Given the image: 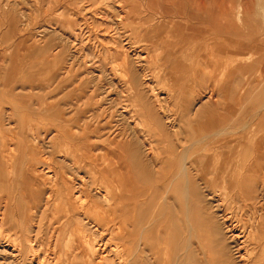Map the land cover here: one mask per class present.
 Instances as JSON below:
<instances>
[{
    "label": "rangeland",
    "instance_id": "1",
    "mask_svg": "<svg viewBox=\"0 0 264 264\" xmlns=\"http://www.w3.org/2000/svg\"><path fill=\"white\" fill-rule=\"evenodd\" d=\"M258 12L259 14H257ZM150 16H153L152 20ZM190 17L195 18V20H191ZM143 19L147 21L144 32L140 28V22ZM123 20L125 21L123 22ZM185 22L191 26L183 28V30L180 29L179 25ZM225 24L228 25L225 27ZM130 26L132 28H129ZM160 27L162 29H159ZM44 31L46 33L47 31L55 32L58 35L50 36L51 33L49 32L44 35ZM64 37L68 39V44L73 45L76 41L74 45L77 44L78 46L68 45L65 43ZM60 41H64V43L62 44ZM122 46L128 50L127 53L132 60L133 57L137 59V62L141 60L139 63L141 68L137 64L134 65V68H140L143 80L147 78L146 80L150 81V91L146 89V85L143 86L144 82H140L137 71L128 72L123 66L121 54L124 49ZM187 48L190 49L187 50ZM261 48L264 49V0H0V176H2L0 177V219L2 218V221L0 220V264H99L98 257H89L86 254V249H84L87 243L86 236L92 234L86 221L89 217L94 216L100 223V233L105 236L108 235L104 232V228H107L109 234L118 228L117 225L111 224L109 227L107 222H103L94 214V211L90 210L91 207H100L96 201H102L104 204L102 199L105 197L114 201L113 205L108 203L109 210L117 211L113 219H111L110 214L109 216L106 214L107 219H116V222L119 223L125 222L126 230H128L125 233H131L130 238L127 239L126 255L121 258V261L115 260V264L117 262L118 264H131L134 261L131 252L134 243L136 244L139 230L137 223L139 212L136 206L138 192L147 193L148 208L145 212L148 217L154 214L159 218V223L162 224L161 226L155 224L156 232H165V228L170 229L168 221L171 216L175 217L179 211L181 212L180 209L182 212L179 213V216L185 217L183 209L188 204H185L187 201L184 198H180L179 193L184 192L186 180L182 178L183 175L180 173L182 158L177 157L179 153L183 150L190 151L189 154L186 153V159H184L186 163L190 164L197 154L196 151L205 149V147L211 148L223 142H230L237 146L240 141H243L245 147H250L251 144L253 146L255 142L263 139L261 135L264 134V123H262L264 122V109H262L264 108V88L261 87L264 85V73H262L261 67L264 66V51L253 50H261ZM31 49L33 52L30 55ZM243 50L244 52H241ZM223 51V56L218 55ZM86 52L87 57H85ZM253 52L255 53L253 54ZM41 57L44 59L40 60ZM77 58L78 60H76ZM217 58L219 59L215 62ZM90 59L91 61H89ZM209 59L213 60L211 64ZM218 62L222 67L217 64ZM46 63H49L48 67L47 65L43 66ZM208 67L210 69H207ZM225 67L230 70L228 72L229 79L226 82L231 80L234 82L231 84L233 86L231 94L233 102L230 105L232 111L228 113V120L230 119V121L227 123L233 124L237 128L233 129L234 132L233 130L229 131V135L228 133L224 134L225 136L214 134L213 137V134L207 132H216L213 122L220 113L211 108V103L217 97L213 88L219 84L212 83V86L207 88L206 85L209 82L207 83L206 78L215 72L214 68L223 69ZM42 69H47V71ZM122 72L126 73L123 74ZM108 74L110 75L108 76ZM255 77L256 79H254ZM241 79L242 81L238 82ZM94 84L96 87H93ZM130 86H132L131 91ZM152 87L155 89V93L158 92L160 99L155 98L156 95H154ZM100 88L103 89L100 90ZM124 90L128 92L125 95ZM220 90L221 88H218V93ZM192 91L194 92L192 93ZM227 92L230 95V89H227ZM183 93L184 95H182ZM209 93H212L213 99H210ZM100 95L105 96L102 98ZM156 99L163 102L167 117L171 118L170 120L176 128L178 127L175 130L172 129V134H169L164 128L161 123L162 120L157 119L162 110L160 111L157 107L158 101ZM238 99L242 100L239 101ZM128 102L129 104H127ZM205 104L209 108L200 111V108ZM53 106L55 107L53 108ZM127 106L130 110L126 108L124 111L123 108L125 109ZM238 110L240 111L238 112ZM256 112H259V115ZM184 115L189 116L186 120L191 124L190 131L188 130L190 134H183L180 131V123L185 120L183 119ZM236 116L238 119L235 118ZM197 122L199 125L196 124ZM243 122L245 123L243 124ZM86 123L92 125L86 128ZM134 125L135 128H133ZM243 125L247 127H243ZM253 127H255L254 131L251 130ZM196 128L198 129L196 130ZM235 131L238 133L236 134ZM132 132H136L137 135L132 134ZM203 133L207 134L204 135ZM134 135L137 136L139 142ZM195 137H197V141ZM203 138L206 140L208 138V140L205 142ZM202 139L204 143H202ZM2 144L6 146L3 147ZM191 145L194 146L191 148ZM138 146H140L141 151L134 152V148L138 149ZM149 147L161 155L160 159L163 163L169 158L170 153L175 154L178 164L176 167L174 166V171L180 175L179 180L174 179L172 182L168 178L172 172L169 164L163 168L161 173H158L159 167H155L157 162L152 161V159L157 158L156 155L146 156ZM168 149H172L171 152ZM141 156L143 157L142 160ZM201 156L206 158L208 154L201 151ZM148 161L152 162L150 164L154 168L150 166ZM197 170H200L201 173L204 172L202 167L191 168L190 172L191 177H194L195 185L198 186ZM32 171L35 173L36 179ZM113 172L118 177L112 178L110 174ZM172 173L173 176H176L174 172ZM79 178L82 181H79ZM108 181L118 185L119 192L118 190L107 191ZM66 182L69 183L71 193L67 189L69 186L66 188ZM42 184L45 186H41ZM43 188L45 190H41ZM36 191L38 192L37 195ZM74 192H77L79 196L76 205L68 200L69 194L72 195ZM97 192L102 194L97 195ZM165 196L169 197V203ZM164 198L167 202L163 200ZM165 211L167 214L164 216ZM156 212L157 214H155ZM80 213H83V216ZM71 225H73V229ZM68 228L71 232L68 231ZM182 230L184 231V228ZM183 231H173V238L177 242L182 239ZM125 233L123 234L125 235ZM178 233L180 234L178 235ZM90 236H88L89 240ZM67 237L68 239H66ZM79 237L81 238L79 239ZM59 242L60 245H63H58ZM113 246L109 248L115 250ZM120 251L122 250L120 249Z\"/></svg>",
    "mask_w": 264,
    "mask_h": 264
},
{
    "label": "bare ground",
    "instance_id": "2",
    "mask_svg": "<svg viewBox=\"0 0 264 264\" xmlns=\"http://www.w3.org/2000/svg\"><path fill=\"white\" fill-rule=\"evenodd\" d=\"M202 1V0H201ZM187 4V3H186ZM185 4V5H186ZM16 5V4H14ZM5 6V5H4ZM10 6V5H9ZM6 7V6H5ZM257 8V7H256ZM6 9V8H5ZM133 9V8H132ZM189 9V8H188ZM201 9V8H200ZM259 9V8H258ZM182 10V9H181ZM12 11V10H11ZM134 11V10H133ZM132 11V12H133ZM183 11V10H182ZM181 11V12H182ZM122 12V11H121ZM156 12V11H155ZM205 12V11H204ZM261 12V11H260ZM128 13V12H127ZM135 13V11H134ZM232 13V12H231ZM122 14V13H121ZM259 14V12L257 13ZM244 15V14H242ZM130 16V15H129ZM183 16V15H182ZM231 16V15H230ZM238 16V15H237ZM236 16V17H237ZM261 16V15H260ZM24 17V16H23ZM27 17V16H26ZM106 17V16H105ZM131 17V16H130ZM151 20L153 19V16H150ZM164 17V16H163ZM200 17V16H199ZM229 17V16H228ZM248 17V16H247ZM191 18V17H190ZM189 18V19H190ZM260 18V17H258ZM28 19V18H27ZM180 19V18H179ZM188 19V18H187ZM236 19V18H235ZM164 20V19H163ZM177 20V19H176ZM182 20V19H181ZM191 20H195V18H191ZM210 20V19H209ZM223 20V19H222ZM30 21V20H29ZM118 21V20H117ZM125 20H123L124 22ZM186 21V20H185ZM237 21V20H235ZM147 21L146 20H142L140 22V28L141 30L144 32L146 30V26L145 23ZM244 22V21H243ZM252 22V21H251ZM71 23V22H70ZM136 23V22H135ZM193 23V22H192ZM210 23V22H209ZM220 23V22H219ZM245 23V22H244ZM253 23V22H252ZM250 23V24H252ZM27 24V23H26ZM114 24V23H111ZM117 24V23H116ZM208 24V22H207ZM21 25H23L21 23ZM25 25V24H24ZM71 25V24H70ZM228 24H225V27ZM113 27H115L114 25H112ZM119 26V25H118ZM137 26V25H136ZM139 26V25H138ZM180 29L183 30V28H187L189 25L188 22L185 23H181L180 25ZM218 26V25H217ZM254 26V25H253ZM252 26V27H253ZM72 27V26H71ZM82 27V26H80ZM206 27V26H205ZM214 27V26H213ZM221 27V26H220ZM219 27V28H220ZM224 27V26H223ZM230 29L231 26L229 25ZM241 27V26H240ZM258 27V26H257ZM128 28V27H127ZM129 28H132V26H130ZM135 28V27H134ZM137 28V27H136ZM211 28V27H210ZM209 28V29H210ZM242 28V27H241ZM254 28V27H253ZM117 29V28H116ZM159 29H162V27H160ZM208 29V28H207ZM212 29V28H211ZM44 30V29H43ZM47 30V29H46ZM84 30V29H83ZM121 30V29H120ZM132 31V29H130ZM215 30V29H214ZM242 30V29H241ZM77 31V30H76ZM79 31V30H78ZM80 31H82L80 29ZM117 31V30H116ZM125 31V30H124ZM123 31V33H124ZM139 31V30H138ZM254 31V30H253ZM252 31V32H253ZM49 31H47L48 33ZM229 32V31H227ZM44 35H46V31H44ZM51 33L50 36H57L58 34H56L55 32H49ZM138 33V32H137ZM239 33V32H238ZM112 34V33H111ZM256 34V33H255ZM119 35V34H118ZM117 35V36H118ZM62 36V35H61ZM79 36V35H77ZM126 36V35H125ZM132 36V35H131ZM164 36V35H163ZM199 36V35H198ZM214 36V35H213ZM75 37V36H74ZM80 37V36H79ZM123 37V36H122ZM224 37V36H223ZM58 38V37H57ZM62 39V37H60ZM196 38V37H195ZM221 38V37H220ZM254 38V37H253ZM65 39V37H64ZM75 39V38H74ZM90 39V38H89ZM109 39V38H108ZM117 39V38H116ZM120 39V38H119ZM126 39V38H125ZM129 39V38H128ZM226 39V38H225ZM234 39V38H233ZM28 40V38H27ZM67 43L68 39H65ZM64 40V41H65ZM73 40V39H72ZM80 40V39H79ZM87 40V39H86ZM110 40V39H109ZM124 40V39H123ZM130 40V39H129ZM193 40V39H192ZM191 40V41H192ZM204 40V39H203ZM212 40V39H209ZM208 40V42H209ZM230 40V39H229ZM33 41V39H32ZM61 42L62 44L64 43ZM75 41V40H74ZM91 41V40H90ZM119 41V40H118ZM127 41V40H126ZM197 41V40H196ZM218 41V40H217ZM231 41V40H230ZM23 42V41H22ZM59 42V41H58ZM106 42V41H105ZM123 42V41H122ZM128 42V41H127ZM127 42H124L125 44ZM202 42V41H201ZM225 43L227 41H224ZM241 42V41H240ZM25 43L27 44V41L25 40ZM70 43V42H69ZM76 43V41H75ZM74 43V44H75ZM89 43V42H88ZM200 43V42H199ZM233 44V42H231ZM248 43V42H247ZM23 44V43H22ZM68 44V43H67ZM66 44V45H67ZM73 44V45H74ZM124 44V45H125ZM131 44V43H130ZM129 44V45H130ZM208 44V43H206ZM216 44V43H215ZM258 44V43H257ZM32 45V44H31ZM65 45V44H64ZM71 45V44H68ZM71 45V46H73ZM224 45V44H223ZM228 45V44H227ZM250 45V44H248ZM255 45V43H254ZM27 46V45H26ZM26 46H24L26 48ZM61 46V45H60ZM76 46H78L76 44ZM75 45L73 47H76ZM86 46V45H85ZM115 46V45H114ZM158 46V45H156ZM197 46V45H196ZM245 46V45H244ZM243 46V47H244ZM32 47V46H31ZM30 47V48H31ZM68 47V46H67ZM87 47V46H86ZM163 47V46H162ZM225 47V46H224ZM242 47V46H241ZM239 47V48H241ZM255 47V46H254ZM257 47V46H256ZM40 48V47H38ZM45 48V47H44ZM52 48V47H51ZM83 48V47H82ZM122 48L124 49L123 53L121 54L123 57L122 58V64L123 66L126 68V70H128V72L134 73L137 71L138 76H140V82H144L143 86L146 85V89H148L149 91L151 90V84L149 83L150 81L144 79L142 77V73L140 70V65L139 63H141L139 60V62H137V59L135 57H133V60L131 59V56L127 53V49L122 46ZM132 48V47H131ZM151 48V47H150ZM157 48V47H156ZM258 48V47H257ZM34 49V48H33ZM37 49V48H36ZM35 49V51H36ZM43 49V48H42ZM49 49V48H48ZM53 49V48H52ZM51 49V50H52ZM79 49V47H78ZM107 49V48H106ZM130 49V48H129ZM139 49V48H138ZM190 48H187V50ZM200 49V48H199ZM202 49V48H201ZM210 49V48H209ZM242 49V48H241ZM244 49V48H243ZM248 49V48H247ZM30 50V49H29ZM32 50V49H31ZM68 50V49H67ZM74 50V49H73ZM80 50V49H79ZM84 50V49H83ZM133 50V49H132ZM154 50V49H153ZM205 50V49H204ZM208 50V49H207ZM255 51L258 52H262L264 51V49L261 48V50L258 49H253ZM40 51V50H39ZM60 51V50H59ZM102 51V50H101ZM109 51V50H108ZM114 51V50H112ZM135 51V50H133ZM133 51H131V53H134ZM139 51V50H138ZM194 51V50H192ZM220 51V50H219ZM235 51V50H234ZM249 51V49H248ZM252 51V50H251ZM250 51V52H251ZM33 52V50L30 53ZM44 50L41 52V55L43 54ZM52 52V51H51ZM50 52V53H51ZM69 52V50L67 51ZM137 52V50H136ZM241 52H244L241 51ZM57 53V51H56ZM97 53H98V48H97ZM141 53V52H140ZM144 53V52H143ZM149 53V52H148ZM152 53V52H151ZM149 53V54H151ZM255 52H253L254 54ZM96 54V53H95ZM148 54V55H149ZM153 54V53H152ZM191 54V53H190ZM197 54V53H196ZM224 51L220 52V56H223ZM241 54V53H240ZM245 54V53H244ZM38 55V54H37ZM40 55V54H39ZM46 55V54H45ZM44 55V57H45ZM49 55V54H48ZM67 55V54H66ZM76 55V54H75ZM72 55V56H75ZM78 55V54H77ZM101 55V54H100ZM105 55V53H104ZM138 55V53H137ZM146 55V54H145ZM147 55V56H148ZM203 55V54H202ZM211 55V54H210ZM36 56V55H34ZM79 56V55H78ZM91 56V55H90ZM102 56V55H101ZM146 56V57H147ZM150 56V55H149ZM195 56V55H193ZM217 56V55H215ZM257 56V55H256ZM262 56V55H261ZM37 57V56H36ZM85 57H87V52L85 54ZM202 57V56H201ZM200 57V59H201ZM38 58V57H37ZM47 58V57H45ZM58 58V57H57ZM64 58V57H63ZM82 58V56H81ZM80 58V59H81ZM93 58H95L93 56ZM111 58V57H110ZM140 58V57H139ZM143 58V56H142ZM247 58V57H246ZM44 58L41 57L40 60H43ZM48 59V58H47ZM51 59V58H50ZM70 59V58H69ZM68 59V60H69ZM145 59V58H144ZM199 59V58H198ZM197 59V60H198ZM205 59V58H204ZM219 58H217L215 60V62L218 60ZM222 59V58H221ZM258 59V58H257ZM36 60V58H35ZM72 60V59H70ZM78 60V58L76 59ZM99 60V59H98ZM157 60V59H156ZM208 60V59H207ZM91 61V59L89 60ZM134 61V63H133ZM155 61V60H154ZM213 60L209 59V63L211 64ZM37 62V61H36ZM42 62V61H41ZM61 62V61H60ZM93 63V62H92ZM197 63V62H196ZM208 63V62H207ZM222 63V62H221ZM243 63V62H241ZM247 63V62H246ZM34 64L36 65V63L34 62ZM34 64H32L33 66H35ZM49 64V63H48ZM47 63L43 64L47 65V67L49 66ZM52 64V63H51ZM98 64V63H96ZM112 64V62H111ZM115 64V63H113ZM139 65L138 67H140L139 69H135L134 65ZM219 64V62L217 63ZM249 64V63H247ZM57 65V63H56ZM144 65V64H143ZM197 65V64H196ZM205 65V64H204ZM213 65V64H212ZM220 65V64H219ZM229 65V64H228ZM246 65V64H245ZM31 66V65H30ZM70 66V65H69ZM86 66V65H85ZM91 66V64H90ZM114 66V65H113ZM118 66V65H117ZM120 66V65H119ZM122 66V65H121ZM199 66V65H198ZM208 66V65H207ZM221 66V65H220ZM62 67V66H60ZM59 67V68H60ZM136 67V66H135ZM137 67V68H138ZM222 67V66H221ZM235 67V65H234ZM246 67V66H244ZM40 68V67H39ZM74 68V67H73ZM114 68V67H113ZM119 68V67H117ZM220 68V67H219ZM236 68V67H235ZM69 69V68H68ZM122 69V68H121ZM144 69V68H143ZM207 69H210L209 67ZM260 69V68H259ZM42 70H46L47 69H42ZM56 70V68H55ZM114 70H116L114 68ZM145 70V69H144ZM212 70V69H211ZM51 71V70H50ZM68 71V70H67ZM104 70H102V73ZM118 71V69H117ZM116 71V72H117ZM120 71V70H119ZM200 71V70H199ZM215 72H212L213 74L208 75L207 79V88L212 86V83H216V84H220L221 82H223L221 84V87H219V85L216 88H213L215 90V94H217V97L215 99V101L213 103H211L212 105V109L214 111L219 112L220 114H218L215 117V122L214 123V127H215V131L216 132H207L208 134H213V137L215 136L214 134H218V135H226V133H228L229 131L236 129L235 126L229 125L227 123V121L229 122L230 119L228 120V113H230V111H232V108L230 105H232L233 102V96L231 95L233 92V86L231 84H233L234 82L230 81V82H226V80H228V76L230 70L228 67L225 68H221V69H215ZM261 71L262 73H264V66L261 67ZM75 72V71H73ZM114 72V71H113ZM148 72V71H147ZM203 72V71H202ZM239 72V71H238ZM50 73V72H49ZM107 73H109L107 71ZM105 73V75L107 74ZM119 73V72H117ZM121 73V71H120ZM119 73V74H120ZM123 74L126 72H122ZM146 73V72H145ZM152 73V72H151ZM233 73V72H232ZM89 74V73H88ZM234 74H235V70H234ZM237 74V73H236ZM51 75V74H50ZM110 74H108L109 76ZM136 75V74H135ZM249 75V74H248ZM52 76V75H51ZM54 76V75H53ZM89 76V75H88ZM107 76V75H106ZM123 76V75H122ZM137 76V75H136ZM146 77V75H144ZM203 76V75H202ZM201 76V77H202ZM68 77V76H67ZM74 77V76H73ZM200 77V78H201ZM204 77V76H203ZM224 77V79H222ZM254 77V76H253ZM51 78V77H50ZM106 78V77H104ZM127 78V77H126ZM240 78V77H239ZM249 78V77H248ZM125 79V77H124ZM149 79V77H148ZM205 79V78H204ZM203 79V80H204ZM230 79H231V75H230ZM252 79V78H251ZM250 79V80H251ZM256 79V77L254 78ZM51 80V79H50ZM202 80V81H203ZM63 81V80H62ZM68 81V80H67ZM136 81V80H135ZM206 81V80H205ZM242 79L238 82H241ZM255 81V80H254ZM64 82V81H63ZM86 82V81H85ZM226 82V83H225ZM257 82V81H256ZM92 83V82H91ZM236 83V81H235ZM254 83V82H253ZM64 84V83H63ZM127 84V83H126ZM205 84V82H204ZM215 84V85H216ZM248 84V83H247ZM255 84V83H254ZM6 85V84H5ZM62 85V84H61ZM186 85V84H185ZM246 85V83H245ZM4 86V85H3ZM20 86V85H19ZM60 86V85H59ZM69 86V85H68ZM96 87V84L93 85V87ZM190 87V85H187ZM205 86V85H204ZM205 86V87H206ZM249 86V85H248ZM17 87V85H16ZM15 87V88H16ZM25 87V86H24ZM33 87V86H32ZM154 87V86H153ZM152 87V88H153ZM188 87V88H189ZM244 87V86H243ZM242 87V90H243ZM57 88V87H56ZM59 88V87H58ZM68 88V87H67ZM114 88V87H113ZM145 88V87H144ZM197 88V87H196ZM218 88H221V90L218 93ZM256 88V87H255ZM262 89L264 88V85H262L261 87ZM9 89V87H8ZM63 89V88H62ZM103 88H100V90ZM116 89V88H115ZM145 89V90H146ZM212 89V90H213ZM227 89H230V95H228ZM6 90V89H5ZM55 90V89H54ZM66 90V89H65ZM64 90V91H65ZM99 90V89H98ZM111 90V88H110ZM114 89H112L113 91ZM117 90V89H116ZM132 90V86H130V91ZM134 90V88H133ZM185 90V89H184ZM188 90V89H187ZM252 90V89H251ZM12 91V90H11ZM10 91V92H11ZM15 91V90H14ZM57 91V90H56ZM109 91V90H108ZM122 91V90H120ZM125 91V90H124ZM153 93H155V89L153 88ZM196 91V90H194ZM192 91V93L194 92ZM206 91V88H205ZM104 92V91H103ZM111 92V91H109ZM114 92V91H113ZM117 92V91H116ZM191 92V89H190ZM204 92V91H203ZM208 92V91H207ZM242 92V91H241ZM246 92V91H245ZM252 92V91H251ZM257 92V91H256ZM62 93V92H61ZM69 93V92H68ZM105 93V92H104ZM102 93V94H104ZM108 93V92H107ZM106 93V94H107ZM119 93V92H118ZM123 93V92H122ZM128 92H124V95L127 94ZM198 93V92H197ZM63 94V93H62ZM151 94V92H150ZM172 94V93H171ZM178 94V93H177ZM188 94V93H187ZM200 94V93H199ZM204 94V93H201ZM210 94V93H209ZM212 94V93H211ZM210 96V99L213 97ZM239 94V93H238ZM237 94V95H238ZM111 95V94H110ZM115 95H117L115 93ZM122 95V94H121ZM154 95L155 98H158V92L155 93ZM184 95V93L182 94ZM207 95V94H206ZM245 95V94H244ZM243 95V96H244ZM60 96V95H59ZM82 96V95H81ZM101 96V95H100ZM105 96V95H103ZM103 96H101L103 98ZM119 96V95H118ZM117 96V97H118ZM164 96V95H163ZM186 96V95H185ZM57 97V96H56ZM84 97V96H83ZM116 97V98H117ZM129 97V96H128ZM167 97V96H166ZM199 97H201V95H199ZM208 97V96H207ZM106 98V97H104ZM113 98V97H112ZM126 98V97H125ZM137 98V97H136ZM134 98V99H136ZM154 98V99H155ZM161 98V97H160ZM158 98V99H160ZM237 98V97H236ZM235 98V99H236ZM243 99V97H241ZM246 98V96H245ZM139 99V98H138ZM156 99L157 102V107H159V110L162 112L160 113L159 117L157 119L160 118V120H162V125L164 126V128L167 129L169 134H172L173 131L172 129H178V127L176 128L175 124L172 122V120H170L171 118L167 117V113L164 111V107H163V102L161 100ZM201 99V98H200ZM209 99V100H210ZM241 99V100H242ZM64 100V99H63ZM83 100V99H82ZM114 100V99H113ZM128 100V99H127ZM140 100V99H139ZM168 100V99H167ZM239 101H241L240 99H238ZM100 101V100H99ZM98 101V102H99ZM122 101V100H121ZM120 101V102H121ZM141 101V100H140ZM206 101V100H205ZM109 102V101H107ZM111 102V100H110ZM172 102V100H171ZM207 102V101H206ZM236 102V101H235ZM16 103V102H15ZM18 103V102H17ZM112 103V102H111ZM165 103V101H164ZM198 103V102H197ZM237 103V102H236ZM248 103V102H247ZM72 104V103H71ZM75 104V103H74ZM124 103H122L123 105ZM129 104V102L127 103ZM168 104V103H167ZM170 104V103H169ZM168 104V105H169ZM173 104V103H172ZM179 104V103H178ZM182 104V103H181ZM18 105V104H17ZM57 104H55L56 106ZM115 105V103H114ZM167 105V107H168ZM183 105V104H182ZM186 105V104H185ZM208 105V104H207ZM53 106V108L55 107ZM113 106V105H112ZM121 106V105H120ZM125 106V105H123ZM19 107V106H18ZM57 107V106H56ZM75 107V106H74ZM199 107V106H198ZM26 108V107H25ZM114 108V106H113ZM116 108H118L116 106ZM123 108V107H122ZM127 107H125V109L123 108V110L125 111ZM209 107L206 106V104L200 108V111H203L205 109H208ZM240 108V107H238ZM262 108V107H261ZM260 108V109H261ZM73 109V108H72ZM92 109V108H91ZM100 109V108H99ZM112 109V108H111ZM130 110V108H128ZM136 109V108H134ZM133 109V110H134ZM237 109V108H236ZM242 109V108H241ZM259 109V110H260ZM264 109V108H262ZM13 110V109H12ZM84 110V109H83ZM115 110V109H113ZM128 110V111H129ZM170 110V109H169ZM168 110V111H169ZM182 110V108H181ZM64 111V110H63ZM86 111V109H85ZM127 111V113H129ZM167 111V110H166ZM171 111V110H170ZM186 111V110H185ZM240 110H238L239 112ZM263 111V110H261ZM13 112V111H12ZM19 112V111H18ZM66 112V111H65ZM82 112V110H81ZM84 112V111H83ZM91 112V111H90ZM116 112V111H115ZM241 112H243L241 110ZM79 113V112H78ZM92 113V112H91ZM112 113V112H111ZM125 113V112H124ZM132 113H135L132 111ZM187 113V112H186ZM185 113V114H186ZM196 113V112H195ZM225 113V114H223ZM257 113V112H256ZM259 113V112H258ZM257 113V115H259ZM65 114V113H64ZM119 114V113H118ZM121 114V113H120ZM172 114V112H171ZM243 114V113H242ZM3 115V114H2ZM61 115V114H60ZM59 115V116H60ZM66 115V114H65ZM80 115V114H79ZM207 115V114H206ZM211 115V114H210ZM238 116L240 114H237ZM254 115V114H253ZM256 115V114H255ZM12 116V115H11ZM58 116V117H59ZM84 116V115H83ZM123 116V115H122ZM169 116V115H168ZM176 116V115H175ZM194 116V115H193ZM230 116V115H229ZM238 116H236L235 118H237ZM252 116V115H251ZM57 117V118H58ZM62 118V116H60ZM189 117L188 115L183 117V119L186 120V118ZM207 117V116H206ZM232 117V116H231ZM229 117V118H231ZM257 117V116H256ZM83 118V117H82ZM92 118V117H91ZM119 118V117H118ZM117 118V119H118ZM123 118V117H122ZM121 118V119H122ZM128 118V117H127ZM131 118V116H130ZM129 118V121H130ZM209 118V117H207ZM244 118V117H242ZM246 118V117H245ZM248 118V117H247ZM250 118V117H249ZM120 119V121H121ZM124 119V118H123ZM122 119V120H123ZM133 119V118H132ZM139 119V118H138ZM137 119V122H139ZM212 119V118H211ZM238 119V118H237ZM258 119V118H257ZM62 120V119H61ZM72 120V119H71ZM86 120V119H85ZM175 120V119H174ZM182 120V122L180 123V131H182L183 134L189 133L190 131V126L191 124L189 123V121L187 122V120ZM246 120V119H244ZM243 120V121H244ZM256 120V119H255ZM261 120V119H260ZM65 121V120H64ZM124 121V120H123ZM208 121V120H207ZM213 121V120H212ZM252 121V120H251ZM63 122V121H62ZM204 122V121H203ZM209 122V121H208ZM246 122V121H245ZM243 122V124L245 123ZM253 122V121H252ZM255 122V121H254ZM211 123V122H209ZM247 123V122H246ZM264 123V122H262ZM133 124V123H132ZM196 124L199 125V122H197ZM204 125L206 124L203 123ZM208 124V123H207ZM242 124V123H241ZM260 124V123H259ZM92 125V124H91ZM90 123H86V128H89ZM202 125V124H201ZM203 125V127H204ZM210 125V124H209ZM211 125V126H212ZM237 125V124H235ZM247 125V124H246ZM249 125V123H248ZM71 126V125H70ZM94 126V125H93ZM194 126V125H193ZM197 126V125H196ZM207 126V125H206ZM205 126V127H206ZM210 126V127H211ZM245 125H243L244 127ZM260 126V125H258ZM120 127V126H119ZM209 127V126H208ZM207 127V128H208ZM247 127V126H245ZM135 128V125L134 127ZM141 128V127H140ZM249 128V127H248ZM261 128V126L259 127ZM68 129V128H67ZM77 129V128H76ZM130 129V128H129ZM139 129V128H138ZM198 128H196L197 130ZM206 129V128H205ZM241 129V128H239ZM238 129V131H239ZM244 129V128H242ZM246 129V128H245ZM255 127H253L251 130L254 131ZM64 130H66L64 128ZM91 130V129H90ZM96 130V129H95ZM134 130V129H133ZM170 130V131H169ZM189 130V131H188ZM121 131V130H120ZM140 131L142 132V130L140 129ZM237 131V130H236ZM235 133L237 134L238 132ZM242 131V130H241ZM245 131V130H243ZM130 132V131H129ZM140 132V133H141ZM234 132V130H233ZM240 132V131H239ZM136 135L137 133L134 132ZM132 132V134H134ZM207 133H203L204 135ZM256 133V132H255ZM86 134V133H85ZM88 134V133H87ZM116 134V133H115ZM190 134V133H189ZM233 134V133H232ZM198 135V134H197ZM224 135V136H225ZM229 135V133H228ZM244 135V134H243ZM251 135V134H250ZM62 136V135H61ZM68 136V135H67ZM207 136V135H206ZM205 136V137H206ZM211 136V135H210ZM69 137V136H68ZM135 139H137L135 136ZM144 137V136H143ZM200 137V136H199ZM209 137V136H208ZM212 137V136H211ZM250 137V136H249ZM263 137V139H261ZM139 138V137H138ZM188 138V137H187ZM197 137H195L196 140ZM210 138V137H209ZM259 138V137H258ZM261 140L259 142H255V144L253 146L250 145V147H245L243 145V141L239 142L237 144V146H235V144L233 145L230 142H223L220 143L219 145H216L214 147L211 148H206L205 149H201L200 151H196L197 154L194 156V160L192 161V163L188 164L184 161V159H186L185 155L189 154L188 152H186L185 150H183L181 153H179L177 155V157H181L182 158V162L181 163V168H180V173H182L183 177L186 180L185 186H184V192L179 193L180 198H184L187 202H185V204L187 205L185 207V209H183V211H185L184 216L185 217H180L179 213L181 212L179 211L178 214L175 215V217H172L169 219L168 221V225L170 227L169 228H165V232H161L158 231L156 232L155 229V224H158L159 226H161L162 224L159 223L158 221V217H156V215L154 216V214H151L150 217H148L146 211L147 207V203L146 201L148 200L147 198V193L144 192H138V197H137V211L139 212V215L137 216V223H138V227L139 230L137 232V240H136V244L134 243L133 246V251L131 252V256H133V262L131 264H264V134L261 135ZM92 139V138H91ZM94 139V138H93ZM145 139V137H144ZM204 139V138H203ZM202 139V140H203ZM244 139V138H243ZM134 140V139H133ZM139 142V139H137ZM141 140V139H140ZM163 140V139H162ZM205 142L208 140L204 139ZM204 140L202 141V143H204ZM258 140V139H257ZM197 141V140H196ZM220 141V140H219ZM246 141V140H245ZM137 142V141H136ZM142 142V140H141ZM140 142V144H141ZM153 142V141H152ZM151 142V144H152ZM118 143V142H117ZM135 143V142H134ZM168 143V142H167ZM252 143V142H251ZM4 144V143H3ZM3 147H5L6 145H3ZM146 144V143H145ZM189 144V143H188ZM194 144V143H193ZM198 144V143H197ZM201 144V142H200ZM213 144H215V142H213ZM212 144V146H213ZM144 145V144H143ZM89 146V145H88ZM153 146V145H151ZM169 146V145H167ZM194 145H191V148ZM143 147V146H142ZM146 147V146H145ZM186 147V145H185ZM189 147V146H188ZM93 148V147H92ZM147 148V147H146ZM88 149V148H86ZM145 149V148H144ZM185 149V148H184ZM189 149V148H188ZM141 151L140 146H138L137 148H134V152L136 151ZM143 150V149H142ZM172 149H168L169 152H171ZM181 150V149H180ZM179 150V151H180ZM187 150V149H186ZM191 150V149H190ZM148 151V155L146 154V156H151V154H153L154 156L156 155V159H152L151 157H147V158H151L152 161L157 162L155 167H159L158 173H161L163 168L165 166H167L168 164L170 165L172 172L175 173L174 171V166H177V161H176V156L175 154L172 153H168L169 154V158L166 159V162L163 163L162 160L160 159L161 155L159 153H157L153 148H150L147 150ZM146 151V152H147ZM201 151L203 153L206 152L208 154V156L206 158H204L203 156H201ZM143 152V153H146ZM85 153V152H84ZM119 153V152H117ZM121 153V152H120ZM187 153V154H186ZM86 155V154H84ZM87 156V155H86ZM108 156V155H107ZM139 156V155H138ZM145 156V157H146ZM85 157V156H84ZM142 157V156H141ZM81 158V157H80ZM193 158V157H192ZM48 159V158H47ZM78 159V158H77ZM143 159V157L141 158V160ZM188 159V157H187ZM45 160V159H44ZM76 160V159H75ZM80 160V159H79ZM112 160V159H111ZM149 160V159H148ZM178 160V159H177ZM48 161V160H47ZM74 161V160H72ZM78 161V160H77ZM150 161V160H149ZM148 161V162H149ZM181 161V159H180ZM114 162V161H113ZM116 162V161H115ZM147 162V161H145ZM49 163V162H48ZM140 163H143V161ZM152 162H149V164ZM48 165V164H47ZM155 165V163H154ZM41 166V165H40ZM44 166V165H42ZM51 166V165H50ZM94 166V165H93ZM151 166V164H150ZM70 167V166H69ZM123 167V166H122ZM153 167V166H151ZM203 168L204 172L201 173L200 170H197V183L198 186L195 185V181H194V177H191V168L193 169H197V168ZM43 168V167H41ZM56 168V166H55ZM154 168V167H153ZM42 170V169H41ZM121 170V169H120ZM153 170V169H152ZM45 171V170H44ZM52 171V170H51ZM155 171V169L153 170ZM208 173H205L207 172ZM211 171V172H210ZM49 171L47 170V173ZM66 172V171H65ZM77 172V171H76ZM102 172V171H100ZM170 173L169 175V179H171V181L173 182L174 179L179 180L181 177L178 173H175L176 176H173V173ZM45 173V172H44ZM57 173V172H56ZM67 173V172H66ZM64 173V174H66ZM129 173V172H128ZM32 174H34V177L36 179L35 173L32 171ZM59 174V173H58ZM57 174V176H58ZM70 174V172H69ZM68 174V175H69ZM48 175V174H47ZM111 177H118V175L116 173H111L110 174ZM157 175V174H156ZM45 176V175H44ZM50 176V175H49ZM54 176V175H53ZM52 176V177H53ZM77 176V175H76ZM82 176V175H81ZM123 176V175H122ZM2 177V176H0ZM55 177V176H54ZM53 177V178H54ZM80 177V176H77ZM176 177V178H175ZM52 178V180H53ZM66 178V177H65ZM73 178V177H70ZM96 178V177H95ZM125 178V177H123ZM55 179V178H54ZM87 179V178H86ZM89 179V178H88ZM159 179V178H158ZM199 179V180H198ZM51 180V181H52ZM58 180V179H57ZM79 181L81 180L80 178L78 179ZM85 180V179H84ZM83 180V181H84ZM108 180V178H107ZM116 180H118V178H116ZM149 180V179H148ZM48 181V180H47ZM50 181V182H51ZM79 181L77 182L79 185ZM82 181V180H81ZM89 181V180H88ZM34 182V181H33ZM49 182V184H50ZM53 182V181H52ZM76 182V180H75ZM85 182V181H84ZM109 184L106 186V190L110 192V190H118L119 192V187L118 185L114 184V182H110L108 181ZM32 183V182H31ZM55 183V182H54ZM63 183V182H62ZM86 183V182H85ZM84 183V184H85ZM98 183V182H97ZM129 183V181H128ZM182 183V182H181ZM184 183V182H183ZM6 184V183H5ZM36 184V183H35ZM33 184V185H35ZM41 184V183H40ZM75 184V183H73ZM82 184V185H84ZM87 184V183H86ZM99 184V183H98ZM134 184V183H133ZM8 185V184H7ZM10 185V184H9ZM12 185V184H11ZM66 188L67 186H69V183L66 182ZM81 185V184H80ZM144 185V184H143ZM183 185V184H182ZM41 186H45V184H42ZM47 186V185H46ZM51 186L54 187V185L51 184ZM57 186V185H56ZM87 186V185H85ZM127 186V185H126ZM5 187V186H4ZM9 187V186H7ZM12 187V186H11ZM10 187V188H11ZM49 187V186H48ZM58 187V186H57ZM76 187V186H75ZM136 187V185H135ZM172 187V184H171ZM24 188V187H23ZM84 188V187H83ZM86 188V187H85ZM153 188V187H152ZM176 188V187H175ZM2 189V187H1ZM54 189V188H53ZM69 193H71L70 190V186L67 188ZM90 189V188H89ZM131 189V188H129ZM149 189V188H148ZM171 189V188H170ZM169 189V191H170ZM8 190V189H7ZM41 190H45L44 188ZM58 190V189H57ZM4 191V190H3ZM22 191V190H21ZM50 191V190H49ZM56 191V189H55ZM23 192V191H22ZM41 192V191H40ZM52 192V191H51ZM49 192V193H51ZM81 192V191H80ZM79 192V193H80ZM93 192V191H92ZM95 192V191H94ZM99 192V191H98ZM97 195H101L98 194ZM178 192V191H177ZM37 191H36V195H37ZM96 193V192H95ZM93 193V194H95ZM173 193V192H172ZM176 193V192H175ZM48 194V193H47ZM56 194V193H55ZM104 194V193H103ZM8 195L10 196V193H8ZM53 195V194H51ZM58 195V193H57ZM83 195V194H82ZM81 195V197H82ZM106 195V194H105ZM120 195V194H119ZM96 197V195H94ZM104 196V195H103ZM47 197V196H46ZM45 197V198H46ZM60 197V196H59ZM70 197V198H69ZM69 201L70 203H72L73 205L77 204L78 201V193L74 192L72 195L69 194ZM102 197V196H100ZM119 198L121 196H118ZM156 197V196H154ZM166 197V196H165ZM8 198V197H7ZM43 198V197H42ZM58 198V197H57ZM83 198V197H82ZM171 198V197H170ZM61 200V197L59 198ZM85 199V198H83ZM89 199V198H88ZM93 199V198H92ZM126 199V198H125ZM166 199L168 200L169 203V197H166ZM165 198L163 199L164 201L166 200ZM52 200V199H51ZM59 200V201H60ZM86 200V199H85ZM84 200V201H85ZM100 200V199H99ZM104 201L101 203L100 201H96L100 207H91V211H94L93 213L96 214L100 219H102L103 222H107V225L110 227L111 225H117L118 228L112 233L109 234V232L104 228V232H106V235L109 236H105L102 233H100L99 228H100V223L98 222L97 219H95V217L93 218L92 216L89 217L87 219V225L88 227H90V230L92 231V234L90 236V240L89 237L86 236V244L84 249H86V254L89 255V257L93 258V257H98L99 260V264H115V260L121 261V258H124V255H126V245L128 244L127 239L130 238L131 233H125L128 230H126L127 225L125 222H116V219L114 220H108L106 217V214L110 217L111 219L115 218V214L117 213V211L114 210H109L108 208V203H111L113 205L114 201H112L110 198L106 199H102ZM166 200V202H167ZM7 201V199H6ZM90 201V200H89ZM93 201V200H92ZM126 201V200H125ZM163 201V204H164ZM173 201V200H172ZM55 202V201H53ZM171 202V201H170ZM85 203V202H84ZM94 203V202H93ZM173 203V202H172ZM6 204V203H5ZM4 204V205H5ZM182 204V203H180ZM72 205V206H73ZM96 205V204H95ZM135 205V204H134ZM184 205V204H183ZM115 206V205H114ZM133 206V205H132ZM166 206V205H165ZM45 207V205H44ZM80 207V206H78ZM110 207V206H109ZM64 208V207H63ZM90 208V206H89ZM88 208V209H89ZM159 208V207H158ZM162 208V207H160ZM176 208V206H175ZM65 209V208H64ZM63 209V210H64ZM83 209V208H82ZM86 209V210H88ZM74 210V209H73ZM80 210V209H79ZM149 210V209H148ZM152 210V209H151ZM158 210V209H157ZM82 212V211H80ZM163 212V211H162ZM167 211H165V213H163V215L165 216V214ZM169 212V211H168ZM31 213V212H30ZM58 213V212H57ZM92 213V214H93ZM129 213V212H127ZM83 216V213H80ZM157 214V212L155 213ZM65 215V214H64ZM58 216V215H57ZM67 216V215H66ZM170 216V215H169ZM76 217V216H75ZM162 217V216H161ZM57 218V217H56ZM150 218V219H148ZM2 219V218H1ZM0 219V220H1ZM63 219V218H62ZM75 219V218H74ZM164 219V218H163ZM56 220V219H55ZM54 220V221H55ZM72 220V219H71ZM78 220V219H75ZM2 221V220H1ZM58 222V221H55ZM76 222V221H75ZM79 222V221H78ZM72 224V222H71ZM70 226V225H69ZM68 226V227H69ZM75 226V225H74ZM106 226V225H105ZM142 226V227H141ZM72 229H73V225H71ZM79 227V226H78ZM184 228V231L181 229ZM75 228V227H74ZM66 229V228H65ZM76 229V228H75ZM112 229V228H111ZM57 230H60L57 228ZM101 230V229H100ZM176 232H180L183 231L181 237L182 239L180 241L177 242L176 239L173 238V231ZM6 231V230H5ZM22 233V230H20ZM52 231V230H51ZM56 231V230H55ZM67 231V230H66ZM68 231L69 228H68ZM71 232V231H70ZM66 233V232H65ZM73 233V232H72ZM82 233V231H81ZM89 233V232H88ZM125 233V235L123 234ZM147 233H150L149 235ZM78 234V233H77ZM180 233H178L179 235ZM82 235V234H81ZM80 235V236H81ZM68 236V235H67ZM74 236V235H73ZM24 237V236H23ZM28 237V236H27ZM78 237V236H77ZM111 237V238H110ZM180 237V236H179ZM81 237H79L80 239ZM125 238V239H124ZM33 239V238H32ZM62 239H64L62 237ZM68 239V237L66 238ZM77 239V238H76ZM43 240V239H42ZM82 240V239H81ZM134 240V239H133ZM33 242V241H32ZM55 242V241H54ZM85 242V240H84ZM181 243V244H180ZM41 244V243H40ZM55 244V243H54ZM27 245V244H26ZM60 245V242L59 244ZM63 245V244H62ZM60 245V246H62ZM114 245L113 247L115 248V250L110 249L111 246ZM59 246V248H61ZM81 246V245H80ZM76 247V246H75ZM110 247V248H109ZM125 249H122V248ZM132 247V246H129ZM3 248V246H2ZM8 249V248H7ZM29 249V248H28ZM120 249L122 251H120ZM5 250V249H4ZM119 250V251H118ZM16 251V250H15ZM80 251V250H78ZM3 252V251H2ZM8 252V250H7ZM61 253V252H60ZM84 253V252H82ZM85 254V253H84ZM14 255V254H13ZM16 257V255H14ZM87 256V255H86ZM14 257V258H15ZM19 257V256H18ZM13 258V256H12ZM17 258V257H16ZM15 258V259H16ZM96 260V261H98ZM93 261V260H92ZM91 262V261H90ZM117 262V261H116ZM130 262V261H129ZM88 263V262H87ZM124 263V262H123ZM97 264V263H96ZM118 264V262H117ZM130 264V263H129Z\"/></svg>",
    "mask_w": 264,
    "mask_h": 264
},
{
    "label": "crops",
    "instance_id": "3",
    "mask_svg": "<svg viewBox=\"0 0 264 264\" xmlns=\"http://www.w3.org/2000/svg\"><path fill=\"white\" fill-rule=\"evenodd\" d=\"M223 82H221L220 84H219V87H221V84H222Z\"/></svg>",
    "mask_w": 264,
    "mask_h": 264
}]
</instances>
